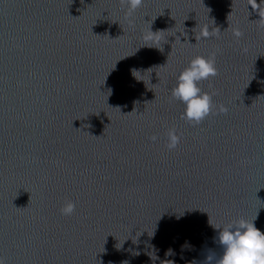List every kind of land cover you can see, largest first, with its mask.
<instances>
[{
	"label": "water",
	"instance_id": "1",
	"mask_svg": "<svg viewBox=\"0 0 264 264\" xmlns=\"http://www.w3.org/2000/svg\"><path fill=\"white\" fill-rule=\"evenodd\" d=\"M133 19L119 0H0L7 264H205L217 228L264 232V0H144ZM214 51L218 114L193 127L171 89Z\"/></svg>",
	"mask_w": 264,
	"mask_h": 264
},
{
	"label": "clouds",
	"instance_id": "2",
	"mask_svg": "<svg viewBox=\"0 0 264 264\" xmlns=\"http://www.w3.org/2000/svg\"><path fill=\"white\" fill-rule=\"evenodd\" d=\"M119 4L121 10L125 11V19L129 26L134 28L133 15L143 6L144 0H119ZM219 31L204 30L201 38L210 36L219 38ZM235 35L240 37L242 33L237 31ZM146 39L159 43L161 37L150 30ZM216 55L217 52L214 51L208 57L193 58L178 75L177 84L171 89V99L182 102L185 106L181 119L193 127L199 126L210 115L218 114L213 101V96L218 93L204 92L201 87L203 81L215 78L219 74L216 67ZM227 111V108L223 106L219 108L220 113L226 114ZM166 138L165 146L172 151L179 145L182 134H178L175 127H171L166 132ZM150 139L155 142L158 137L153 135ZM75 210L76 203L67 200L61 206L60 213L64 216H71ZM254 220L248 221L241 217L221 228L215 227L222 229L219 232V243L223 246V255L216 259L213 253L207 257L205 264H264V232L255 226ZM0 264H7L5 257L0 256Z\"/></svg>",
	"mask_w": 264,
	"mask_h": 264
}]
</instances>
